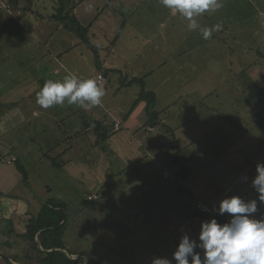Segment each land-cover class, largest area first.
Wrapping results in <instances>:
<instances>
[{
    "label": "rangeland",
    "instance_id": "obj_1",
    "mask_svg": "<svg viewBox=\"0 0 264 264\" xmlns=\"http://www.w3.org/2000/svg\"><path fill=\"white\" fill-rule=\"evenodd\" d=\"M18 4L23 6V1L19 0ZM222 4L218 11L203 14L210 16L213 13L214 18L218 17L225 25L220 31L221 42L216 51L212 49L211 41L203 42L198 30L190 31L188 21L163 7L160 0H143L139 11L130 18L133 25L124 32L127 35L130 28L135 27L137 34L128 37L149 35V43L140 51L117 55L109 49L97 50L96 57L89 49L81 48L74 56H62L60 67L80 79H96L97 74H104L100 86L105 89V95L101 105L91 110L65 102L44 110L43 114L41 109H34L37 103L33 104L28 97L16 106L4 104L2 107L0 104V115L4 110H23V126L16 132L23 133V145L9 150V156H14L17 161L4 165L13 177L18 173L23 175V182L17 189L5 191L2 208L5 210L10 203L14 211L15 201H19L16 197L23 198L24 204L28 200L30 206L35 201L40 209L46 204L61 205L66 213L67 228L70 227L69 231L66 228L64 242L76 244L78 248L70 247L75 252L83 249L106 252L111 242L121 240L119 242L127 243V247L138 242L134 222H127L132 218L125 217L133 213L131 209L137 194L147 202L162 186L166 191L163 196L167 198L168 192H172V199L178 198V202L184 203L188 213L195 208L196 202H200L211 209L210 218L222 216L228 222L231 217L219 213L223 199L243 195L248 196L247 201L258 199L252 181L257 174L256 165L264 163V15L261 13L264 0H222ZM203 15L196 18L199 25ZM1 32L2 28L0 46L5 47ZM24 49L29 51L22 58L11 61L10 57H0V97L11 88L23 95L36 94L32 77L46 58L41 59L39 53H34L31 45ZM80 51L82 57L78 55ZM217 53L219 56L215 55ZM96 58L100 66L104 64L105 67L96 66ZM250 61L251 67H240L242 62ZM64 73L66 71L61 70L60 81L64 79ZM52 77L50 75L49 79L56 78ZM133 79H141L143 85L130 83ZM142 87L156 95L154 110L160 115V125L152 132L144 131L148 127L144 125V102L134 106ZM68 108L74 109L73 113H68ZM33 110L39 112L38 117L26 124L28 120L25 119ZM109 113L116 114L124 123L120 131H114V121ZM60 116L68 118L64 121L54 119ZM230 117L233 121L226 119ZM96 120L104 123L108 133L101 145L93 144L88 150L89 143L97 139L94 126H91L93 130L83 134L78 144L71 142L70 135L75 134L73 128L76 132H85L80 124H92ZM55 122H64L68 128L66 133L63 126H54ZM32 123L36 124L34 129L30 128ZM161 123L173 131V136ZM232 123L240 126L234 127ZM42 124L45 125L42 136L36 143L29 141V134L42 130ZM142 137L148 138L150 143L145 144ZM55 140L60 146L53 147ZM68 142L71 143L66 144ZM173 144L183 149L180 155L183 161L187 160L189 173L180 183L183 190L179 194L175 193L170 179L171 165L168 166V181L161 180L158 167L160 161L176 154ZM126 147L129 152L125 151ZM1 154L0 163L2 157L10 160ZM104 176L108 179L104 180ZM108 192H112L109 198ZM88 196L97 200H88ZM258 207L259 212L254 216L257 219L264 214V205L258 203ZM3 212L5 216L0 217V229L7 232L14 215ZM144 214L148 216L147 211ZM158 217L162 218V213ZM202 222L207 220L198 222L188 216L185 223L179 224L170 234L171 237L159 224L146 222L141 228L147 229L149 244H157V250L151 254V245L143 248L148 252L145 263L142 257L128 258L122 256V252L119 258L118 251L107 252L101 260L105 262L103 264H138L137 260L143 262L141 264H151L153 258L171 259L182 235L198 238ZM122 224L133 232L113 231ZM107 228V232L103 231ZM119 242L118 246L123 248Z\"/></svg>",
    "mask_w": 264,
    "mask_h": 264
},
{
    "label": "crops",
    "instance_id": "obj_2",
    "mask_svg": "<svg viewBox=\"0 0 264 264\" xmlns=\"http://www.w3.org/2000/svg\"><path fill=\"white\" fill-rule=\"evenodd\" d=\"M18 1L19 0H17V3L10 4V3H7L6 0H0V3L2 5H8V9H5L3 7L0 8V28H2L1 38H3L6 41V43L4 44L5 47L0 46V57L1 58L10 57L11 61L15 60V58H19V57L22 58V55L25 52L29 51L24 48H26L28 45H31L33 47V52L39 53V57L41 59L46 58V60L44 61L42 65L39 66V69L37 68L35 69V72H34L35 77L34 78L32 77L33 79L32 81H34L32 85L36 86V94L35 92H33L30 94L28 93V94L23 95V92L21 91L17 92L14 90V88H11L5 91L4 94L0 97V104L2 105V107H4V104H7L9 106L10 105L16 106L17 103L23 102V99L25 97H28V100H32L33 104H36L37 94L39 93L41 88L44 86V83L47 80H50L49 79L50 75H53L52 78L56 77L55 79H51V80L60 81L59 77L61 75L59 76V74L61 70L66 71V73H64L65 76L71 74L68 72V70H66L65 67H60L62 56L64 57L74 56L73 54H76L75 52L77 50H80L81 48H86V50L89 49L91 51V49L87 47L85 44L81 43L80 39L77 38L74 34H72L71 32L69 33L65 32L64 31L65 29L59 23L48 22L40 18V17H47L54 12L56 8L55 0H32L29 6H26V2L22 0L23 6L21 7L18 6L19 5ZM142 1L143 0H72V4L74 6L72 12L81 25L90 27L89 42L91 45L97 47V50L106 51V49H109L108 51H111L117 55L137 53L138 51H140L141 47H143L146 43H149V40H150L149 35H146L140 38L133 37V36L128 37V35L137 34V32L135 31V27H131L127 35H125L124 32L125 30L129 28V26L133 25L131 23L130 18L133 15V13H136L139 11ZM24 7H26V9H24ZM13 8L15 10H13ZM261 13L264 15V11ZM215 16L216 15L212 13L210 16L203 15V17L201 18V25H200L201 27H211L215 24L221 25L220 30L214 31L210 39L205 40L202 34L200 33L199 29L197 30L199 31V35L202 41L203 42L211 41V47L212 49L215 48V51H216V46H218L221 42L220 41V31L222 29H225V25L223 21L222 22L219 21L218 17L214 18ZM225 19L226 18H223L224 21ZM22 28H23V31L21 30ZM91 52L93 53V51ZM78 55L82 57L83 52L80 51ZM215 55L219 56L218 53ZM215 55H213V57L217 58V56ZM64 57H62V59ZM217 61H218V58H217ZM49 65L51 67H49ZM100 67L102 69L105 66L103 64ZM240 67H251V61L242 62ZM70 69L75 71V73L77 72L73 68H70ZM102 75L104 78V74ZM137 104H135L134 106H136ZM142 107L143 108L145 107V103H144V106L142 104ZM34 109H37V110L41 109L43 114H44V110H46L42 108L41 106H39L38 103ZM37 110L35 111L33 110L32 115L30 114L27 115V117L29 116L30 118L26 117L25 121L28 120L26 124H28L29 122H32L30 121L32 119H37L36 117H38V113H39ZM73 110L74 109L71 110L70 108H68L67 112L71 114L73 113L72 112ZM109 115H111L114 121L113 122L114 125L115 123L119 124V128L117 130L114 129V131L115 132L120 131L123 128L122 125L124 124L122 120H120L116 116V114L113 115L112 113H109ZM67 116L55 117L54 119H59L61 121H64L65 119L68 118ZM31 117H35V118H31ZM229 119L233 121L231 117ZM35 125H36L35 123H32L30 128L34 129ZM53 125L60 126V127L63 126V128L65 129L64 133H66V130L68 129V128H65L66 125L64 124V122H62L61 124H58L57 122H55L53 123ZM80 125L84 126L85 132H83V130H82V133L76 132V128H73V130L75 131V134L70 135V139H71V142L73 141L74 144H78V141L82 138L83 134H86L89 131L93 130L92 127L90 126V123L87 124V122H84V123L82 122ZM231 125L234 127L240 126L235 123H232ZM22 126H23V110L22 112L21 111L10 112V110L8 111L4 110V113H1L0 115V153H2L3 155L7 157H10L9 156L10 154H8L9 150L12 151L15 148H20L21 145H23V133L16 134V132H19L17 128H20ZM44 126L42 124V130L40 128L36 134L32 135V132H31V134H29L28 140L29 141L34 140L36 143L38 141V138L42 136L41 135L43 133L42 131L43 129H45ZM69 129H72V128H69ZM146 129H144L145 132L146 131L152 132L154 127H150V128L147 127ZM58 130H60V128ZM102 131H103V128H102ZM94 133H96L95 130H94ZM142 139H144V137H142ZM144 140H145V144L148 145V143H150V140L148 141V138ZM71 142H68L66 144H70ZM54 143H53L54 144L53 147L60 146L58 140H55ZM93 144H95V142L92 144L89 143L88 150L92 149ZM71 147L72 146H70L69 149H72ZM63 150L64 152L66 151V149H63ZM128 150L129 148L126 147L125 151H128ZM169 159L170 158L168 157L165 160L159 162L158 167L161 169L160 176L162 173V168L166 167V161H168ZM1 161L2 162L0 163V217L2 215L3 217L5 216L3 212L5 211L8 215L12 213L14 215L13 216L14 219H13V222L10 221L9 223L10 228H11L10 230L5 232L3 231V229H0V233H1L0 237L3 235V238H0L1 239L0 240V253H3L7 256L12 257L17 263L21 264V260L23 261L22 252H23L24 244L20 245V243L18 242H21V243L23 242L15 236L21 235L24 233L27 222L32 217H35L38 214V212L40 211V208H39V205H36L37 203L35 201H33L32 206H30L28 200H27V204H24L23 198H20V197H16V199L19 201H15L16 205H15L14 211L11 209L10 203L7 204L8 208H6L5 210L2 208L4 200H5V198L3 197L5 194V191L17 189L18 184H21L23 182V175H20V173H18L19 175H14L13 177V175L8 174L9 171L6 170L4 167V165H9L11 162L14 163L17 161L14 158V156L10 157V160H5L2 157ZM17 172H20V171H17ZM158 176H159V173H158ZM154 177L156 178L155 174H154ZM103 178H105L104 180H107L108 176H104ZM161 180H163L162 177H161ZM21 189L23 190V187H21ZM165 193L166 191L162 188V186H160L159 190L156 189V191L150 195L151 199H148L147 202L145 201L143 197H139L138 194L135 195V203L131 209L133 213L125 216L126 218L128 217L132 218L131 220H127V222H131V221L132 223L134 222V226L133 224H131V226H133L134 231H137V233L139 234V236L137 235L138 242H132L133 244L131 245L133 246L127 247L128 246L127 243L125 244L123 242H119L121 241L119 240L114 243L112 242L108 243L106 252H98L96 250H94L95 252L92 250L88 252L87 249H83L81 251H76V253L78 254L72 255L71 258L73 260L83 259L85 263L86 257H87L86 254H88L92 258L97 260L98 264H103L105 262L101 259H103L105 255H107V252L112 253V252L118 251L119 254H116V255L119 256V258L121 257L120 252H122L121 253L122 256H127L128 258L138 257V259H140V257H142L141 260H143L145 263L146 262L145 259L148 258V252L147 251L144 252L143 248L149 247L151 245L152 248H150V253L155 254V251L157 250L156 248L157 244L155 243L149 244L150 240L149 238L147 239V235H146L147 229L145 227L143 228L141 227L146 225L145 224L146 222L147 223L151 222V224H159L161 229L165 231L167 235H170V234L172 235V233H174V230L177 229L179 224H182V223L184 224L185 220H187L189 216L187 209H186V205H184V203L178 202L177 201L179 200L178 198L172 199L173 197L172 192H168V196L167 198H165L163 196V194ZM111 194L112 192L107 193L108 198L110 197ZM243 196L246 197V201H247L248 196L247 195H243ZM94 200H97V198ZM145 211H147L148 216L144 214ZM161 213H162V218H159L158 215ZM208 214L210 215L211 213H208ZM120 227H119L120 229L118 228V230H113V231L118 232V233H132L133 232V231H130L128 227L123 226V224ZM139 227L143 230H141ZM69 229L70 227L67 228V231H69ZM103 231L107 232L108 228L104 229ZM142 233H145V234L143 235ZM5 240H10L13 242L9 244ZM118 242L122 244L123 248L118 246ZM3 243H8V244L4 246L5 244ZM69 245H68L69 249H71L70 248L71 245H74L73 247L77 246L76 244H69ZM124 249H128V250L125 251ZM140 250H142V252ZM139 262L140 260L139 261L137 260L138 264L143 263V262L141 263ZM0 264H6V263L0 259Z\"/></svg>",
    "mask_w": 264,
    "mask_h": 264
},
{
    "label": "clouds",
    "instance_id": "obj_3",
    "mask_svg": "<svg viewBox=\"0 0 264 264\" xmlns=\"http://www.w3.org/2000/svg\"><path fill=\"white\" fill-rule=\"evenodd\" d=\"M163 7L188 21V29H199L205 40L210 39L220 24L201 27L197 17L206 12L222 8V0H160ZM105 89L96 79H80L67 75L62 81L47 80L37 94L36 101L44 109L55 105H78L85 110L102 103ZM256 176L252 186L258 199L246 201L239 196L223 199L219 213L228 214L230 222L223 225L216 219L202 222L197 239L182 235L171 259L153 258L151 264H264V214L259 212L258 203L264 205V163L256 165ZM246 180L247 177H244Z\"/></svg>",
    "mask_w": 264,
    "mask_h": 264
},
{
    "label": "trees",
    "instance_id": "obj_4",
    "mask_svg": "<svg viewBox=\"0 0 264 264\" xmlns=\"http://www.w3.org/2000/svg\"><path fill=\"white\" fill-rule=\"evenodd\" d=\"M23 1L26 2V6H29L32 2V0ZM6 2L13 4L17 3V0H6ZM55 2L56 8L54 12L47 17L40 18L48 22L59 23L65 30L79 38L81 43L89 47L96 56L97 47L91 45L89 42L90 27L83 26L78 22L72 12L74 8L72 0H55ZM24 9H26V7H24ZM95 64L96 66H100L97 58ZM130 83H139L143 85L141 79H133ZM155 100V94L146 91L144 87H142L135 104L141 101L145 103L144 112L146 122L144 125L146 127H157L160 125L159 113L154 110ZM161 125L173 136V131L171 129L166 128L163 124ZM90 126H94V130L96 131L95 134L97 139L94 146L101 145L108 137L103 123L96 121L90 124ZM172 147L177 149L176 154L167 161L166 167L171 165L170 170L172 171V175L170 179L173 181L175 193L179 194L183 190L180 183L188 178L189 173L185 164L187 160L183 161L182 155H180L183 149H179L174 144ZM101 149L102 151L104 150L103 148ZM52 163H54V161ZM54 165L56 164L54 163ZM188 214L192 217L199 216L200 220L205 219L210 221L211 219H216L217 223L221 225L228 223L222 216H213L210 218L208 213H199L195 208L189 211ZM66 228L67 217L64 208L61 205H43L38 214L27 222L24 233L15 236L24 244L22 252L23 261L21 260V264H84L83 259L73 260L69 257L77 255L78 253L69 249L68 245L63 240ZM86 255L88 257V264H98L97 260L88 254Z\"/></svg>",
    "mask_w": 264,
    "mask_h": 264
},
{
    "label": "built area",
    "instance_id": "obj_5",
    "mask_svg": "<svg viewBox=\"0 0 264 264\" xmlns=\"http://www.w3.org/2000/svg\"><path fill=\"white\" fill-rule=\"evenodd\" d=\"M3 7L5 9H8V5H2L0 3V8ZM96 80H97V83L98 85L102 84L104 78L101 74H97L96 75ZM119 128V124L118 123H115L114 125V129L117 130ZM161 177L164 181L168 180L169 178V170H168V167H163L162 168V173H161ZM96 199V197H88V200H94ZM242 199L246 200V197L243 196ZM195 209L199 212V213H210V210L202 203L200 202H196L195 204ZM200 220V217L199 216H196L194 217V221H199Z\"/></svg>",
    "mask_w": 264,
    "mask_h": 264
},
{
    "label": "water",
    "instance_id": "obj_6",
    "mask_svg": "<svg viewBox=\"0 0 264 264\" xmlns=\"http://www.w3.org/2000/svg\"><path fill=\"white\" fill-rule=\"evenodd\" d=\"M69 257H71V256H69ZM0 259L2 261H4L6 264H19L12 257L7 256V255H5L3 253H0ZM84 264H88V258L87 257H86V261H85Z\"/></svg>",
    "mask_w": 264,
    "mask_h": 264
}]
</instances>
